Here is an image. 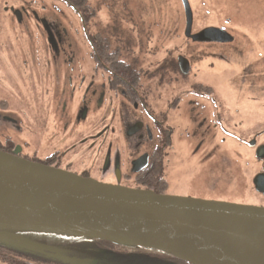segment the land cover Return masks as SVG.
<instances>
[{
  "label": "rangeland",
  "instance_id": "1",
  "mask_svg": "<svg viewBox=\"0 0 264 264\" xmlns=\"http://www.w3.org/2000/svg\"><path fill=\"white\" fill-rule=\"evenodd\" d=\"M188 2L193 15L191 34L215 27L226 30L233 41L230 44L192 42L184 34L185 18L180 0H87L93 15L86 16V21H82L74 9L62 0H0V85L3 60H16L22 77L33 72L27 68L31 61L41 60L43 63L45 60H57L54 70H48L40 78L44 81L49 74L55 73L53 92L56 94L61 90L63 94L57 96V100L65 104L77 83V63H89L91 83V73L94 72L91 60H95L91 41L97 34L105 38L111 51H118L115 59L139 60L144 65L143 71L150 73L149 81L154 90L163 88L165 83L163 87H158L160 77L151 71L167 60L169 100L180 97L184 103L181 107L183 111L187 108L189 113L208 117V111L213 108L208 100L204 101L203 97L194 96L193 93L183 96L191 87L201 85L211 88L212 98L209 99L216 101V110L214 107L209 124V117L205 124H198L194 120L195 115L187 119L185 114L186 118L182 119L188 121L187 125H172L165 194L264 208V196L257 193L252 184L254 176L264 172V159L256 157L257 149L254 146L240 142L256 136L258 143H264V0ZM22 6L34 9L35 13L25 16L20 11ZM14 10H19L20 15L14 17ZM43 21H50L49 24L56 26L51 35L55 42L53 50L49 47L53 45L50 34L42 28ZM180 56L192 66L190 77L184 81H181L172 64ZM62 60L74 66L73 76L63 77L65 64ZM148 61L152 63L147 65ZM189 101V107L185 106ZM48 103V100L43 102L49 111ZM19 106L20 101L13 99L10 113L4 114L13 116L20 130L12 129L6 134L10 126L3 125L0 117V138L2 133L10 136L17 145L22 146L30 160L35 158V152L41 158L60 144L62 148L70 144H67V131L71 127L67 126L69 120L65 115L61 122L48 118L41 126H36L37 115L36 111H32L33 106L25 105L24 111L18 110ZM196 106L198 111L195 110ZM107 107V103L104 104L99 112L106 116ZM173 112L175 114L172 111L170 115ZM57 114L61 115L59 112ZM97 114L96 109L92 119ZM47 115L44 112L43 116ZM69 115L74 118V111L70 110ZM88 126L84 128V134L94 135L95 126L88 124L85 127ZM224 126L236 138L227 137L223 132ZM75 130L80 132L81 126ZM56 133L65 137L66 145L63 146L61 137H55ZM77 140L79 137L74 142ZM43 148L48 151L43 153ZM93 153L94 150L90 148L86 159L91 166L96 159ZM64 158L67 159L68 154ZM140 242L148 243L149 247L154 248L153 251L168 253L158 243ZM139 245L147 249L146 244ZM0 249L32 264H66L52 252L33 249L13 240L0 238ZM82 264L93 262L87 260Z\"/></svg>",
  "mask_w": 264,
  "mask_h": 264
},
{
  "label": "water",
  "instance_id": "2",
  "mask_svg": "<svg viewBox=\"0 0 264 264\" xmlns=\"http://www.w3.org/2000/svg\"><path fill=\"white\" fill-rule=\"evenodd\" d=\"M180 2L184 34L192 38L191 8L188 0ZM200 39L225 43L228 35L209 27ZM177 60L187 74V60ZM256 157H264V147L257 149ZM252 184L264 196V174H256ZM2 230H43L136 244L134 239H142L187 261L185 255H192L199 261L190 262L196 264H264L259 244L264 242L263 207L104 184L0 151V238L82 264Z\"/></svg>",
  "mask_w": 264,
  "mask_h": 264
},
{
  "label": "flooded vegetation",
  "instance_id": "3",
  "mask_svg": "<svg viewBox=\"0 0 264 264\" xmlns=\"http://www.w3.org/2000/svg\"><path fill=\"white\" fill-rule=\"evenodd\" d=\"M20 11H23L27 17L35 13L34 9L28 6H22ZM16 15H20L19 10H14V17ZM81 20L84 21L83 19ZM32 21L34 22L33 18ZM43 22V26H41L44 31L47 30L48 34H50V40H52L53 45L49 42V47L53 50L55 42L51 35L56 26L54 23L49 24L50 21ZM37 24V27L40 28V24ZM204 29L193 33V37L189 39L195 43L208 42L213 44H230L233 41V37L224 29L228 35V40L225 43L200 39V33ZM40 61L34 60V62L28 63L27 68H31L33 72H28V75L22 77V73L18 72L19 67L16 66V60H3L2 83L0 85L1 122L3 125L10 126V128L7 127L6 134L12 129L20 130L18 121L13 116L4 114L10 113L9 109L11 108L12 100L17 99L21 103V106L18 107L20 111L26 109L24 108L25 105L33 106L32 111H36L37 115V123L34 122L36 126H41L45 119L48 118L51 121L56 119L61 122L62 116L65 115L69 120L67 126L71 127V130L67 131L69 138L67 144H70L63 148L60 144L58 148L49 149L50 151L47 153L44 152L48 150L43 148V157L40 158L35 152V158L30 160L31 158H28L22 146L17 145L16 141H13L10 136L2 133L0 151L85 178H91L104 184L156 192L164 191V189H161L162 185L160 184V181L164 180L166 191L168 183L165 178V172L170 149L172 125H187L188 121L182 119L186 118L184 117L185 114H187V119L195 115L196 118L194 120L198 124H205L209 117L207 122L209 124L213 118L211 113L213 108L215 107L216 110V101L209 99L212 98L211 88L202 87L201 85H198L197 88L191 87V89L183 93V96L193 93L194 96L203 97L204 101L208 100L209 105L213 107L211 111H208V117H201L199 113H189L187 108V113L183 111L181 107L184 103H182L180 97L173 101L169 100L167 94L168 83L166 82L167 60L164 64L161 63L159 68L158 65L153 72L151 71V73L155 72L158 78L160 77L157 80L158 87H163L165 83L163 88L154 90L151 88V82L149 81L150 73L143 71L144 65L139 60H118L109 57L102 60H91L94 63L91 83L89 79V63H77V83L73 89V94H70L67 102L63 104V102L57 100V96L59 97L63 94L61 90L56 94L53 92V88L56 86L55 73L49 74L44 81L40 78L44 77L48 70H54L53 67L56 65L54 63H57V60H45L43 63ZM62 62L65 64V71L62 72L63 77L67 75L73 76L74 66H71L67 60H62ZM187 62L188 72L183 74L178 60L172 61L174 69L180 75L181 81L187 80L190 77V73H192V66H190L188 60ZM149 63L151 64L152 62L148 61L147 65H150ZM70 71L71 73H69ZM77 89L78 91H76ZM45 100L49 102V111L43 104ZM106 103L108 107L105 109H108V113L105 116L99 110ZM188 103L190 101L185 106L189 107ZM96 109L98 114L95 119H92V113ZM70 110L74 111V118L69 115ZM195 110L198 111L197 106ZM172 111H175V114L173 112L170 115ZM44 112L48 113V115L43 116ZM57 112L61 114V117ZM90 116L91 120H89ZM41 117L44 118L41 119ZM192 122L195 123L193 120ZM88 124L95 126L94 135L84 134V128L90 127H85ZM78 126H81L80 132L75 130ZM226 126H224L223 132L227 137H235L227 131ZM262 133H264V130H262ZM55 137H61L60 139L64 142L63 146L66 145V139L63 135L56 133ZM78 137L79 140L74 142ZM196 137L199 139L198 136ZM198 141L200 142V140ZM249 141H254L255 149L264 147V143H258V137L256 136ZM249 141L240 140L242 144H247L248 142V145ZM90 148L94 150L93 154L96 156L92 166L86 162ZM66 154H68L67 159L64 158ZM262 158L264 159V157Z\"/></svg>",
  "mask_w": 264,
  "mask_h": 264
},
{
  "label": "trees",
  "instance_id": "4",
  "mask_svg": "<svg viewBox=\"0 0 264 264\" xmlns=\"http://www.w3.org/2000/svg\"><path fill=\"white\" fill-rule=\"evenodd\" d=\"M71 6L81 19L86 21V16H92L93 11L87 0H62ZM93 57L95 60L103 58H115L118 51H111L105 38L99 34L91 41ZM161 189L156 191L165 194V181L161 180ZM26 241L52 248L59 252V255L75 259L76 261H91L93 264H196L185 259L174 256L170 253H161L141 247L130 241H106L74 234L43 230H2ZM58 257V256H57ZM59 258V257H58ZM66 264H78L61 260ZM0 264H32L15 256H10L0 249Z\"/></svg>",
  "mask_w": 264,
  "mask_h": 264
},
{
  "label": "bare ground",
  "instance_id": "5",
  "mask_svg": "<svg viewBox=\"0 0 264 264\" xmlns=\"http://www.w3.org/2000/svg\"><path fill=\"white\" fill-rule=\"evenodd\" d=\"M137 241V243H139V241H143V240H141V239H136ZM140 243H144V244H146V246H147V249H149V250H154V248H152V247H149L150 245L148 244V243H146V242H140ZM139 243V244H140ZM259 244H260V246H262L263 248H264V242H259ZM148 250V251H149ZM185 258L186 259H188V260H190V261H193V262H198L199 260L197 259V258H195V257H193L192 255H189V254H186L185 255Z\"/></svg>",
  "mask_w": 264,
  "mask_h": 264
}]
</instances>
